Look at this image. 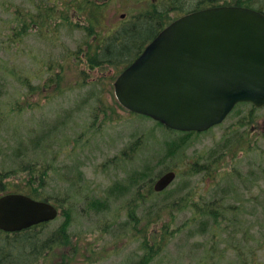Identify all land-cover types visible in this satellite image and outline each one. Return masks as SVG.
<instances>
[{"label": "rangeland", "instance_id": "374dc122", "mask_svg": "<svg viewBox=\"0 0 264 264\" xmlns=\"http://www.w3.org/2000/svg\"><path fill=\"white\" fill-rule=\"evenodd\" d=\"M139 2L109 0L99 15V33L111 35L130 23L147 5ZM60 5L51 0H0V185L6 190L0 196L22 191L60 208L62 193L73 194L62 177L76 181L81 172L80 186H87L92 198L120 187L127 188L129 193L122 198L127 200L136 193L135 179L137 185L143 182L144 189L151 185L154 190L162 175L178 170L164 195L143 201L137 210L142 221L150 220L145 225L149 240L163 239V252L149 264H264V108L255 112L249 106L239 107L222 125L201 135H178L148 117L127 112L115 96L120 67L105 62L91 66L83 26H60V20L55 22L59 26L48 29L41 24L20 26V15L26 17L22 22L45 21L40 11L57 13ZM74 52L81 58L70 60ZM109 87L112 93L107 92ZM98 105L106 107L108 116L102 112L95 122ZM51 130L56 138L52 142ZM125 153L132 156L114 168L119 163L116 158ZM27 160L38 167L55 162L59 174L44 180L48 184L39 191L23 187L21 182L28 176L20 165ZM182 194L186 200L178 208L170 206ZM215 200L221 201L214 213L217 218L204 213L197 219ZM76 206L71 209L79 222L75 263L142 264L140 257L146 253L142 240L132 242L120 231L102 223L95 226L91 220L118 217L121 224L128 219L129 207L125 210L120 200L113 201L110 209L85 211L84 203ZM60 221L59 217L34 234L39 233L41 241L57 239ZM209 221H224V226L214 234ZM52 244L50 251L42 250L37 264L46 257L47 264H62L57 242ZM92 249L102 252L98 260L92 259Z\"/></svg>", "mask_w": 264, "mask_h": 264}, {"label": "water", "instance_id": "95a60500", "mask_svg": "<svg viewBox=\"0 0 264 264\" xmlns=\"http://www.w3.org/2000/svg\"><path fill=\"white\" fill-rule=\"evenodd\" d=\"M115 95L131 112L182 132L222 124L240 103L264 108V14L217 6L165 27L119 75ZM177 178L162 175L156 192ZM58 209L23 194L0 197V229L20 232L55 220Z\"/></svg>", "mask_w": 264, "mask_h": 264}, {"label": "trees", "instance_id": "16d2710c", "mask_svg": "<svg viewBox=\"0 0 264 264\" xmlns=\"http://www.w3.org/2000/svg\"><path fill=\"white\" fill-rule=\"evenodd\" d=\"M55 2L58 6V2L60 1V11L55 12V10H51V13H45L44 11H40L42 19L45 21H36L34 18L31 20H27L26 22H22L26 19L24 15L19 16L20 26L25 29L33 25L45 26L47 29L54 26H59L58 23H55L57 20H60V26H71V27H80L83 26L86 36L89 38L88 47L90 49L89 54H85L89 59V63L91 66H100L104 62L111 63L117 67H120L119 74L128 67L145 49V47L162 31L166 26L176 20L178 17H181L185 14H188L193 11H198L206 8L217 7V6H243L256 9L264 14V0H159L157 3L155 0H136V2L141 3L144 2L147 4L144 10L141 11L139 15H134L130 18L132 20L130 23H127L111 35L100 34L98 29V25H100V12L106 5L109 3L104 0H51ZM143 4V3H141ZM59 7V6H58ZM98 13L97 15H91V13ZM53 14V15H50ZM77 14V15H76ZM175 15V17H173ZM77 17V18H74ZM49 22V23H48ZM124 23H126L124 21ZM52 25V26H53ZM106 38V39H105ZM80 53L74 52L70 55V60L79 59ZM84 59V58H83ZM60 80L63 78V73L59 75ZM68 87H60V93L65 91ZM111 90L112 87H109L107 92ZM102 100V99H100ZM99 100V101H100ZM118 105V103H116ZM121 107L120 105H118ZM249 106L252 111H257L253 108L251 104L241 103L237 106L243 107ZM106 107L103 105L96 106L94 110V121L98 122L100 120L99 115L103 112V114H107ZM122 108V107H121ZM123 109V108H122ZM251 120V118H249ZM161 127L165 128L163 125L157 122ZM167 129V128H166ZM168 131L178 134V135H190L196 134L201 135L195 132H175L167 129ZM54 130L48 131L50 142L56 140L55 135L53 134ZM204 134V133H202ZM48 148V147H46ZM175 150V148H174ZM50 165H41L38 167L37 165H32L30 160H27L25 163H22L20 166L23 171L27 172L26 180L21 182L23 187L32 186L33 188L43 189L48 183L44 182V180H54V173L59 174V168L56 167L55 162L48 163ZM209 168L210 165H207ZM177 169V167L175 168ZM210 169V168H209ZM176 171V170H175ZM52 172V173H51ZM178 172V170H177ZM181 172V171H180ZM179 173V172H178ZM1 176V175H0ZM137 176V175H136ZM30 178V179H29ZM60 178V177H59ZM216 177L214 176V179ZM134 186L136 187V193H134V199L137 200V181L135 179ZM16 187H19L16 185ZM148 189H144V193L142 195L144 204L147 200L151 199L155 195H164V193L168 190H165L162 193H156L153 190V187L149 185ZM5 190L4 186L0 185V193H3ZM20 193H25L22 191H18ZM30 195V194H29ZM33 196V195H32ZM35 197V196H33ZM37 199H46L43 197H36ZM186 196L184 194L177 197L174 200V203L170 204V206L179 207L185 200ZM221 201H212L208 204L210 207L208 210H202L199 212L197 219L204 216V213H207V217H211L215 220L217 217L215 216V212H217V208H220ZM139 208V207H138ZM138 208H130L128 210V219L129 223L131 221H142V219L137 214ZM94 210H100L99 206L95 205ZM159 218V217H158ZM145 221V219H143ZM150 221V220H148ZM144 222V226L141 228L136 226L134 229L137 235L133 233L129 234V239H138L142 240L141 246L143 249H146V253L140 257L142 264H149L151 260L157 254H160L164 250L162 241H154L149 240L145 229V225H149V222ZM197 222V221H195ZM224 221H209L210 229L214 234L218 232V230L222 229ZM129 224V227L134 226ZM132 229V227H131ZM142 237V238H141ZM56 239V238H55ZM54 238L50 237L48 239L49 251L52 247V243L55 242ZM10 251V252H9ZM13 253V254H12ZM14 253H18L17 256ZM93 257L92 259L98 260L99 256L102 255V252L95 251L92 249ZM27 255L26 253V244L24 238L18 236L15 239L11 237H5L0 232V264H23L24 257ZM139 264V263H137Z\"/></svg>", "mask_w": 264, "mask_h": 264}, {"label": "flooded vegetation", "instance_id": "af4514ba", "mask_svg": "<svg viewBox=\"0 0 264 264\" xmlns=\"http://www.w3.org/2000/svg\"><path fill=\"white\" fill-rule=\"evenodd\" d=\"M102 122L96 123L95 125L97 126V130L100 129ZM132 155H122L121 158H116V161L119 163L114 164V168H120L123 165V162H127L126 158H130ZM115 159V158H114ZM114 159L108 160L107 165L109 161H114ZM82 177L81 172H78L76 175L77 180L71 181L70 179L66 177H62V183H68L71 188H73V194L66 197L65 193H62V199L60 198V228L57 234V247L60 249V257L62 258V264H74L75 262V253L80 250V241L77 237L76 228L79 226V222L77 220H74L75 217L73 218V212H71V209L78 208L76 205L81 206L82 203H84V210H88L94 208L95 205L102 207L106 206L110 209L111 203L113 201H122V204L124 205L125 210L129 207L130 208H138L142 202L143 198L142 195L144 193V185L143 182L139 185H137V200L134 199V193H132L133 197L128 198L127 200H123L122 198L125 197L129 192L127 188L124 189H118V188H112L110 191H108V194L101 195L100 193L98 194L97 197L92 198L91 194H89L88 187L87 186H80V179ZM139 181V177H138ZM70 187L66 189V192L70 190ZM133 187V186H132ZM97 192V189H93V193ZM11 193H20L18 191L11 192ZM70 193V192H69ZM10 194V193H4L3 195ZM1 195V196H3ZM0 196V197H1ZM31 196V195H30ZM36 200L40 201H48L47 199H37L34 197ZM72 202V203H70ZM128 209V210H129ZM128 210L125 213L128 216ZM95 211V210H93ZM100 213V212H99ZM84 214V213H83ZM79 214V215H83ZM85 215V214H84ZM92 221L95 222V226H98L102 223L106 227H110L112 229H115L116 231H120L122 236L121 237H126L129 240V234L133 233L135 231V227L138 226L141 228V226H144L145 221H121L123 223L118 224L117 220L118 217H112L110 220L107 219L106 216H103L102 218H94L91 219ZM106 221L107 223L103 222ZM100 223V224H99ZM49 223H41L34 225L26 230L20 231V232H13V233H8L1 231L0 232L5 235V237H11L12 239L17 238L18 236H21L24 238L27 252L29 251V255L27 253V257L24 259L23 264H37L40 262H36L35 260L39 258V254L42 252V250H46L49 247L48 240L44 241L38 237L39 233L34 234L37 229H43L44 226H47ZM129 224L134 225L129 227ZM105 232H108V230L105 228L103 229ZM128 231L130 233H128ZM136 233V232H134ZM117 235V234H116ZM133 241H140L138 239L133 238ZM29 247H28V245ZM53 246V245H52ZM49 252V251H48ZM16 253H14L15 255ZM49 261V257H46L45 261L42 262L41 264H47ZM83 264V263H81Z\"/></svg>", "mask_w": 264, "mask_h": 264}, {"label": "bare ground", "instance_id": "6f19581e", "mask_svg": "<svg viewBox=\"0 0 264 264\" xmlns=\"http://www.w3.org/2000/svg\"><path fill=\"white\" fill-rule=\"evenodd\" d=\"M92 136V135H91ZM107 143V142H106ZM23 175V174H22ZM21 176V175H20ZM21 179V178H20ZM130 181V180H129ZM129 184V183H128ZM130 186V185H129ZM119 189H120V187H119ZM11 193V192H10ZM92 196V195H91ZM10 252V251H9ZM13 254V253H12Z\"/></svg>", "mask_w": 264, "mask_h": 264}]
</instances>
